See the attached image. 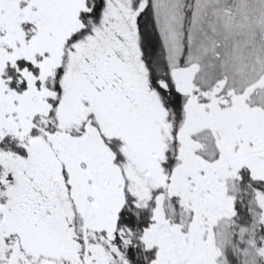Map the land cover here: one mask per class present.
<instances>
[{
  "label": "rangeland",
  "instance_id": "rangeland-1",
  "mask_svg": "<svg viewBox=\"0 0 264 264\" xmlns=\"http://www.w3.org/2000/svg\"><path fill=\"white\" fill-rule=\"evenodd\" d=\"M94 1L0 0L1 222L13 232L6 208L19 189L8 182L18 179L51 213L63 200L73 243L64 246L59 215L46 212L48 233L26 216L23 248L6 238L0 264H102L86 230L104 238L113 231L122 204L116 162L124 176L144 183L145 170L154 180L151 211L133 241L140 264H263L252 223L256 200L264 216V191L249 178L264 181V0H148L145 24L158 41L151 75L131 6L123 26L130 44L112 37L92 71L87 60L69 59L71 47L86 50ZM220 36L225 89H195ZM167 90L181 97L173 112ZM92 109L103 113L105 139ZM56 111L64 123L76 112L77 124L49 125Z\"/></svg>",
  "mask_w": 264,
  "mask_h": 264
},
{
  "label": "trees",
  "instance_id": "trees-1",
  "mask_svg": "<svg viewBox=\"0 0 264 264\" xmlns=\"http://www.w3.org/2000/svg\"><path fill=\"white\" fill-rule=\"evenodd\" d=\"M147 3L148 0H95L91 5V11L89 12V14L87 13V35H85L87 37V41L86 39L84 41L86 50L79 51L81 47L77 48V46H80V44L71 47L69 51V59L73 57V54H75V59L78 61V65H80L78 60L79 57H81V60H87V62H89L88 69L92 71L95 66L96 60L101 56V53L103 52L104 46L107 45V42L110 41L112 37H117L122 44L124 43V45L130 44L131 40L126 37V32L123 26L127 22L126 16L129 17V15H131L130 13H128L129 11L127 12L129 6H131L132 10L130 12H133L134 14L132 17V33L136 37L134 38V41H137V43L139 44L140 55L142 56L148 72L151 75L152 72L150 69H152L154 65L155 54L158 51V41H156V38L152 35V32L150 31L151 29H149V27L145 24L147 19ZM81 34L84 35V32H81ZM85 36L82 38L84 39ZM225 47L226 43L224 38L222 36L218 37L214 48L202 59V76L198 81L195 82V89H197L198 84H200L208 88L207 92L212 93L218 87V84H223L219 80L223 78V71L221 70L219 63L225 51ZM68 67L69 65H67V68ZM222 87H218L217 91L220 92L225 89L224 84ZM167 93H169L170 95L171 102V104L167 105V108H169V110L173 112V109L175 107L177 108L178 100L181 101V97L177 95V92H174L172 90H167ZM172 100H174L173 103ZM69 108H66V110H68V112L72 111ZM75 113L73 114L75 115ZM101 113L102 111L99 112L92 109L89 114L91 115V119L96 124L97 128L103 133L102 138L105 139V123L103 122H106V120L101 118L103 114ZM56 114L57 111L53 114V117L50 118L51 120H49V125H54V123L59 124V122H61V124L59 125L66 128V126L77 124V121L72 120L73 114L70 115L72 116L71 118L70 116H64L65 123L67 122V124L63 122V119L61 117L60 119L62 121L58 120L56 122ZM68 118L70 119L68 120ZM97 119H101L102 122L101 120L97 121ZM62 123H64V125ZM122 128L126 130L124 126ZM57 137L60 138L61 136ZM108 140H110L109 142L114 141L117 145V148L119 147L120 143L121 146L119 147V152H123L122 138L120 136H113L112 140ZM144 163L145 161L140 162L141 168L143 167ZM116 168V175L119 179V189L122 196V204L120 208H118L113 231L109 237L104 238V236L97 231H89L87 233L86 230V240L88 241L91 248L95 249L97 253H100L102 264H140L138 262V258L141 257L140 254L137 257L138 250H136V246L133 241L136 237L135 235L138 234L140 228L143 227V225L147 221L146 219L148 217V214L150 213L149 211H151L150 206L152 194L149 193V188H151L150 186L152 184V181L154 180H149L151 176L148 177V174L145 173L146 171L144 170V177L142 179L144 183H140L141 177L131 178L127 174L124 176V169L118 162H116ZM118 168L120 169V171L118 170ZM138 168L139 164L135 166L136 170ZM147 169L149 171L156 170L155 166L147 167ZM8 183H10V186L19 189L18 200L15 201L17 194L16 196H12V199L10 201L8 200L10 208H6V210L11 214V220L14 226L12 230L13 232L8 231L7 228L4 227L1 222L2 216L0 214V246L2 242L6 238H8L7 240L10 239L11 241H17L16 243L18 244L20 249L23 248L22 241L24 237H22V234L20 233L25 232V228L23 226L24 221L27 222V220L25 219L26 216L34 217V219L37 220L39 224L43 223L44 225H47L44 230L48 233L49 226L52 224L53 220H45L44 216L47 215V213H50L52 215H59V218H62V220L60 221L61 226L60 228H58V232L60 235L66 234L68 243L66 242V245L64 246L70 248V246L73 245L69 237V235L72 236V224L69 222V217L67 215L68 208L65 207L63 200L58 199V201L55 202L56 205L54 207L56 208V210L51 213V208H47L44 203L40 202L42 203L41 205H35V194H33L32 192L28 193L27 189L25 190L23 186L21 187V180L12 179ZM252 185L259 186L258 192L264 191V181H253L251 178H249V187H251ZM0 186L3 187L4 183L0 182ZM22 190L24 191V193ZM256 207L257 212H255L256 217L252 223V227L253 234L256 235V237L259 236V239L255 240L254 244L258 241V245L264 246V216L262 214L263 208L257 202V200ZM14 214H17L16 218ZM241 218V220L243 221L246 220L245 215H241ZM18 220H21V222ZM15 221L16 223L18 222L22 225L23 230L18 228ZM38 231L39 230L37 229V232ZM1 250L2 249L0 248V258ZM255 250L260 256L262 263L264 264L263 248L261 249V247L256 246ZM104 253L106 255H109L110 258H106Z\"/></svg>",
  "mask_w": 264,
  "mask_h": 264
},
{
  "label": "water",
  "instance_id": "water-1",
  "mask_svg": "<svg viewBox=\"0 0 264 264\" xmlns=\"http://www.w3.org/2000/svg\"><path fill=\"white\" fill-rule=\"evenodd\" d=\"M62 144V143H61ZM63 145V144H62Z\"/></svg>",
  "mask_w": 264,
  "mask_h": 264
}]
</instances>
